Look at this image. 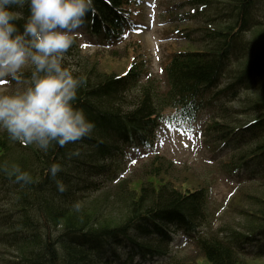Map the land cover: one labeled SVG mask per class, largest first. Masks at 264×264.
Returning a JSON list of instances; mask_svg holds the SVG:
<instances>
[{"label":"trees","instance_id":"16d2710c","mask_svg":"<svg viewBox=\"0 0 264 264\" xmlns=\"http://www.w3.org/2000/svg\"><path fill=\"white\" fill-rule=\"evenodd\" d=\"M186 6L184 15L197 26L182 27L187 46L167 45L161 81L134 47L124 50L117 72L100 62L116 61L115 51H95L74 65L65 61L83 77L75 106L95 123L89 136L44 152L0 133V240L17 251L3 264H264V0H187ZM142 7L143 0H94L79 31L115 43ZM23 11L27 16V6ZM68 52L79 53L75 42ZM165 108L182 121L207 109L210 150L228 156H219L218 166L239 170L238 185H258L238 186L229 203L236 224L213 229L207 185L175 180L166 157L153 156L132 178L118 177L126 147L153 144V125ZM54 162L64 166L58 173L63 192L50 178ZM13 164L33 182L9 177L4 168ZM178 229L195 238L198 254L178 259L172 253ZM126 250L142 260L124 258Z\"/></svg>","mask_w":264,"mask_h":264},{"label":"clouds","instance_id":"9594fccd","mask_svg":"<svg viewBox=\"0 0 264 264\" xmlns=\"http://www.w3.org/2000/svg\"><path fill=\"white\" fill-rule=\"evenodd\" d=\"M93 2L0 0V84L26 85L14 92L0 89V129L10 139L47 152L54 145L64 147L92 133L95 123L75 106L83 77L74 75L65 61ZM20 20L22 27L17 23ZM63 168L54 162L49 169L61 192L66 190L58 178ZM4 170L17 183L33 182L31 174L17 164Z\"/></svg>","mask_w":264,"mask_h":264},{"label":"rangeland","instance_id":"374dc122","mask_svg":"<svg viewBox=\"0 0 264 264\" xmlns=\"http://www.w3.org/2000/svg\"><path fill=\"white\" fill-rule=\"evenodd\" d=\"M187 0H143V9L145 11L138 20H136V30H129L126 36L121 41L115 43L101 42L97 38L89 37L85 33L75 40L79 48V53H75L70 57L71 52L67 53L66 61L84 62L88 55L95 51L106 54L109 51H115L119 56L117 60H100L101 66H112L114 70L123 68L120 63L122 59L120 56H125L126 49L129 50L134 47L137 52H140V57L143 59L144 68L147 72L157 75L158 80H163V72H161L164 59L169 55L167 45L170 41H176L177 47L187 46L189 40L186 35L179 36L181 30L171 27L168 30L169 24H179L177 27H196L197 23L194 19H188L184 15L188 10L186 6ZM185 7V8H184ZM188 29H182V32H188ZM137 31V32H136ZM80 33V32H79ZM72 50V47L70 48ZM102 56H105V55ZM107 56V55H106ZM122 57V56H121ZM85 58V59H84ZM106 58V57H104ZM81 59V60H80ZM15 82V81H14ZM11 82L8 84H0V89L7 92H14L23 88L22 84ZM12 84V86H11ZM170 108L162 110V118L156 124L157 129L155 132L156 140L154 141L153 148L151 147H138L133 148L127 156L128 164L125 170L119 176L131 177L133 173L140 174L145 163L151 160V157L157 152L165 155L175 163L169 173L177 181H182L183 177L191 178L194 183L202 182L201 185H207L210 189L208 209L210 214L215 213L213 227H217L222 222H232L236 224L235 220L230 216L229 203L231 200L234 202L235 195L238 193V186H248V189L256 190L258 185L252 183L253 180L248 181L244 185L236 183L234 177H227L223 174L218 166L217 160L214 159L205 134L206 125L209 124L210 113L207 109L200 112L199 117L195 123L179 124L176 121L170 120L168 114ZM5 130L0 129V133ZM186 168V169H184ZM195 176L197 179H195ZM236 180V181H235ZM206 182V183H204ZM131 186H133L131 184ZM4 210V209H1ZM1 232V230H0ZM173 235V253L176 256L190 255L197 253V242L192 236L185 234L183 231L175 230ZM17 251L0 242V264L5 263L9 258L16 257Z\"/></svg>","mask_w":264,"mask_h":264},{"label":"bare ground","instance_id":"6f19581e","mask_svg":"<svg viewBox=\"0 0 264 264\" xmlns=\"http://www.w3.org/2000/svg\"><path fill=\"white\" fill-rule=\"evenodd\" d=\"M103 10H104V11H103V16H104L105 14L108 13L107 18H108L109 20H111V19L113 18V12H112L111 10L107 11L106 8H105V5H104V7H103ZM205 15H206V13H205V14H201V16H199V17H200L199 19H201V18L204 17ZM201 20H202V19H201ZM13 82H14V81H13ZM14 83H16V82H14ZM6 84L9 85V83H6ZM11 86H12V84H11ZM22 86H23V87H26V85H24V84H22ZM207 192H208V194L210 195V189H209V188H208ZM244 200H245V199H241L240 201L243 202ZM247 204H249V203H247ZM3 211L6 212V211H10V210H9V208H8V209H4ZM0 242L2 243L1 240H0ZM2 245L4 246L5 244L2 243ZM128 250H130V249H128ZM128 250H126V252H125V251L123 252L124 258H126V257L139 258V257H137V255H136L137 253L132 252V251H128ZM180 256H181V255L177 256V258L179 259Z\"/></svg>","mask_w":264,"mask_h":264}]
</instances>
